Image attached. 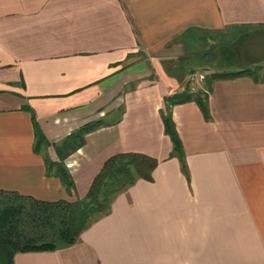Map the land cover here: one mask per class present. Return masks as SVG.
<instances>
[{"label":"crops","instance_id":"crops-1","mask_svg":"<svg viewBox=\"0 0 264 264\" xmlns=\"http://www.w3.org/2000/svg\"><path fill=\"white\" fill-rule=\"evenodd\" d=\"M230 27H264V0H0V190L74 201L113 154L157 160L74 244L15 264H264V73L214 80L209 118L171 107L185 171L161 117ZM34 117L51 142L102 122L64 159L70 190L34 150Z\"/></svg>","mask_w":264,"mask_h":264},{"label":"trees","instance_id":"trees-1","mask_svg":"<svg viewBox=\"0 0 264 264\" xmlns=\"http://www.w3.org/2000/svg\"><path fill=\"white\" fill-rule=\"evenodd\" d=\"M262 65L242 67L238 64L232 69L215 70L204 76L202 88L194 91L186 83L180 91L164 97L161 117L165 133L172 142L170 156L179 158L184 171L182 144L171 116V107L194 100L204 117L209 118L207 99L212 82L243 74L258 80ZM101 124L100 120L92 121L59 142H51L34 117V150L44 156L47 174L59 176L67 190L73 188L74 183L64 159L83 143L85 133ZM50 145H55L59 160L54 161L48 156ZM156 164L155 158L143 153L113 154L94 176L85 196L74 201H43L16 191L0 190V264H15L14 257L18 252L57 250L74 244L86 228L110 212L111 203L118 193L138 178L150 179Z\"/></svg>","mask_w":264,"mask_h":264},{"label":"rangeland","instance_id":"rangeland-1","mask_svg":"<svg viewBox=\"0 0 264 264\" xmlns=\"http://www.w3.org/2000/svg\"><path fill=\"white\" fill-rule=\"evenodd\" d=\"M253 28L230 27L219 30L205 37V42L199 45V54L207 52V60H199L191 73L188 74L183 84H188L192 89L198 90L204 85V76L215 70L232 69L238 66L236 43ZM203 39V38H202ZM264 66V62L261 63ZM264 71H258L261 76Z\"/></svg>","mask_w":264,"mask_h":264},{"label":"water","instance_id":"water-1","mask_svg":"<svg viewBox=\"0 0 264 264\" xmlns=\"http://www.w3.org/2000/svg\"><path fill=\"white\" fill-rule=\"evenodd\" d=\"M239 64L250 67L264 62V28L251 31L235 45Z\"/></svg>","mask_w":264,"mask_h":264}]
</instances>
